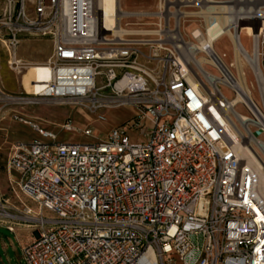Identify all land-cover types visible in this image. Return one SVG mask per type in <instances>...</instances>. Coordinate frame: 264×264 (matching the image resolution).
Instances as JSON below:
<instances>
[{
	"label": "built area",
	"instance_id": "obj_1",
	"mask_svg": "<svg viewBox=\"0 0 264 264\" xmlns=\"http://www.w3.org/2000/svg\"><path fill=\"white\" fill-rule=\"evenodd\" d=\"M92 1L4 0L0 10V51L13 73L23 76L30 65L17 54L23 39L52 42L40 63L47 79L30 77L31 98L0 85V105L5 99L54 100L91 112L121 105L134 110L103 139L91 141L59 139L15 114L40 137L12 144L7 163L17 173L14 182L40 212L53 214L22 213L39 223L38 235L21 249L25 263L264 264V198L239 153L240 145L250 150L264 171V29L251 39L256 55L248 65L257 101L212 49L202 51L212 60L204 66L186 60L180 33L157 35L162 45L136 43L154 39L134 37L149 34L116 40ZM255 18L264 20V10ZM67 27L72 31H63ZM60 129L76 130L69 119ZM133 130L141 140H133ZM82 132L92 135L89 127ZM6 203L0 197V215L13 218Z\"/></svg>",
	"mask_w": 264,
	"mask_h": 264
},
{
	"label": "rangeland",
	"instance_id": "obj_2",
	"mask_svg": "<svg viewBox=\"0 0 264 264\" xmlns=\"http://www.w3.org/2000/svg\"><path fill=\"white\" fill-rule=\"evenodd\" d=\"M3 1L4 0H0V10L3 8ZM230 1L229 4L234 6V10H237V5L238 9L243 8L249 10L258 2V0H241L240 2L238 0ZM119 3L123 12H132V14H128L122 19V28L126 27L134 30L160 29L162 28L161 25L163 22L165 23V18L167 19V17H169V14L167 16L165 10L172 12L177 8L183 11L180 15V19L184 24L181 31L185 40L195 41L189 36L190 31L195 27H200L202 30L203 26L206 24V20L203 16H192L187 14L201 11V9H203L201 7L203 4L201 0H120ZM209 4L212 3H207L206 5ZM205 7L206 6H204V8ZM31 8V4H28L26 7L28 11ZM135 11H144L145 14L144 16H139L135 14ZM157 13L163 14V18H158V16H156ZM122 15H124V13H122ZM170 20L172 19L170 18ZM262 21L263 20L256 18H247L240 22L239 38L247 52H250L252 49L250 25L254 28L260 27ZM172 26L173 25L170 27ZM134 37L155 38L157 35H138ZM214 47L219 55H224L223 60L226 64L231 63L227 66H229L232 73L236 75V68L233 62V46L230 37L228 35L221 36ZM140 48L145 49L144 46H140ZM149 51L147 50L144 52L149 53ZM51 52L52 42L47 38L29 37L23 39L17 48V54L28 64H31L33 72L30 75L23 74V76H19L8 69L5 62V55L0 51V85L2 88L11 95L31 98V94L27 91L30 90V77L35 75L38 80L46 78V70L36 66L37 63L45 61ZM241 65L245 81L249 84L253 97L259 101L258 87L249 67L251 63L243 60ZM220 89L227 98L231 99L234 97V93L230 88L220 86ZM5 101L6 104L0 105V197L7 201L6 204L8 205H6V211L14 215V217L8 218L0 215V264H26L22 257L21 248L15 237L16 233L9 231L3 226H12L15 228L16 226L27 224L35 226V223H37L39 225L35 220H25L21 217L26 206L30 207L32 209V215L38 218H51L53 214L47 210H42V212H40L37 203L22 194L13 181L15 180L16 172L10 168L7 163L12 144L18 140L30 141L40 137L39 134L32 129L31 125L18 121L14 117L15 114L21 113L31 122L38 124L41 128L53 131L59 139L69 141H91L93 139H103L113 127L131 118L134 115V110L129 105H121L99 108L91 112L84 106L74 102L61 103L54 100H39L34 103L26 104L10 99H5ZM235 109L240 113H244L241 104H238ZM99 115H103L104 119H99ZM66 119H69L75 126V131H62L60 129V125ZM86 127L92 129L91 136L83 134L82 130ZM130 135L134 141L142 139V137L136 136V130H133ZM12 206L17 207L20 211L14 210Z\"/></svg>",
	"mask_w": 264,
	"mask_h": 264
},
{
	"label": "bare ground",
	"instance_id": "obj_3",
	"mask_svg": "<svg viewBox=\"0 0 264 264\" xmlns=\"http://www.w3.org/2000/svg\"><path fill=\"white\" fill-rule=\"evenodd\" d=\"M119 1L120 0H93L91 4V8L94 11L99 10V13L100 12L103 13L104 26L107 28L106 30L111 32L112 35L119 38L116 40H124V36L127 34H149V35H158V36L163 35L167 37H169L170 35H175L176 37H178L180 33L181 39H182L181 47L185 53V58L186 60L194 63L195 65L199 63L205 66V63L212 61L211 59H208L206 56L202 54V51L204 50L208 51L207 48L210 50L212 49L214 53L220 58V60L226 66L231 64V63L226 64L225 61L223 60L224 55H219L216 52L215 47H214L215 43L221 36L228 35L231 39V43L233 46V56H234L233 62L236 68V75H235L236 82L241 89H243L247 94H249V96L254 98L249 84H247L245 81L241 64L243 60L249 61L251 63L250 56H255L256 52H255V48L251 49L250 52H247L244 49L243 45L240 42L239 29L241 25L240 24L241 20L246 19V18H251V17L252 18L261 17L262 11L264 10V1L262 0L259 1L256 5L252 6L249 11L243 8L238 9V5H237V10L236 9L234 10L233 8L234 6L229 4V2H231L230 0H216V1H205V0L203 1L202 0L203 4L201 5V7L203 9H201V11L187 13L192 16L201 15L206 20V24L205 26H203L202 30L200 29V27H195L194 29L190 31L189 36L192 37L193 40L195 41L184 39V36L181 31V28H183L184 24L182 23L181 19H179L181 18L180 15L183 13V11H181L178 8L172 12L170 11L168 12L167 10H165V12L167 13V16L169 14V17H167V19L165 18V23L163 22V24L161 25L162 26L161 29L134 30V29H128L126 27L122 28V23H121L122 19L128 14H132V12H128V13L123 12V10L120 8ZM207 3H212V4L206 5ZM204 6L206 7L204 8ZM122 13H124V15H122ZM135 14L139 16H144L145 13L144 11H135ZM145 16H151V15H145ZM156 16H158V18H163V14L161 13H157ZM210 17H213L215 20L212 22H208V18ZM170 18L172 20H170ZM95 20L96 19L94 16L93 19L90 21H95ZM171 25L173 26L170 27ZM260 27H261V30L264 29V20L262 21ZM260 27L254 28V27H251L250 25V30H251L250 37L251 38L253 39L256 38L258 29ZM68 30L72 31L70 27L63 29V31H68ZM76 30L80 31L81 30L80 26H78ZM162 30H163V33H161ZM197 35L199 36L196 37ZM135 40L138 41L136 43H145L144 41H149V43H156V44L162 45V43H160V40H162L161 37H157L154 39H135ZM36 67L44 69L43 65L40 63H37ZM227 68L231 71L229 66H227ZM32 72L33 70L30 64L29 68L26 70L24 74L30 75ZM46 73H47V70H46ZM47 77H48V73H47L46 78H44L43 80L47 79ZM240 98L241 96H237L233 102L239 100ZM239 148H240L239 150L240 155L244 159H246L248 165L251 166L253 170L255 171L256 178H257L258 191H259L260 196L264 198V171L261 166V163L257 159V157L250 152V150L244 149L243 146L241 145ZM25 210L27 212H30V216L32 218H35V216H33L31 213V209L27 207Z\"/></svg>",
	"mask_w": 264,
	"mask_h": 264
},
{
	"label": "crops",
	"instance_id": "obj_4",
	"mask_svg": "<svg viewBox=\"0 0 264 264\" xmlns=\"http://www.w3.org/2000/svg\"><path fill=\"white\" fill-rule=\"evenodd\" d=\"M16 175H17V173H16ZM15 178H16V176H15ZM26 207H28V206H26ZM28 208H30V207H28ZM3 227H6V226H3ZM13 230H14L13 232L16 233L15 237H16L17 243L21 249L24 246H26L27 244H29L34 239V237H36L38 235L37 228L35 226H31L28 224L16 226L15 228L13 227Z\"/></svg>",
	"mask_w": 264,
	"mask_h": 264
}]
</instances>
